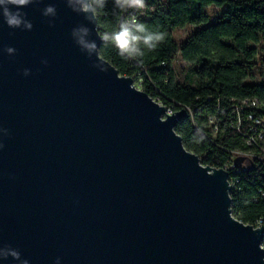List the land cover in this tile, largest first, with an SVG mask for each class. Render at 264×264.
Listing matches in <instances>:
<instances>
[{
  "label": "water",
  "instance_id": "water-1",
  "mask_svg": "<svg viewBox=\"0 0 264 264\" xmlns=\"http://www.w3.org/2000/svg\"><path fill=\"white\" fill-rule=\"evenodd\" d=\"M21 11L30 31L0 23V246L29 264H264V229L231 217L228 174L175 133L185 112L162 120L131 78L99 55L108 70L92 68L70 33L85 25L99 49L96 22L64 0Z\"/></svg>",
  "mask_w": 264,
  "mask_h": 264
},
{
  "label": "trees",
  "instance_id": "trees-1",
  "mask_svg": "<svg viewBox=\"0 0 264 264\" xmlns=\"http://www.w3.org/2000/svg\"><path fill=\"white\" fill-rule=\"evenodd\" d=\"M145 5L123 11L114 0H105L94 19L99 35L134 15L150 30L164 33V41L137 60L101 41L99 56L161 105L192 111V118L185 113L174 131L203 166L223 168L234 151L264 159V139L257 147L246 144V137L262 129L255 122L264 119V55L257 47L264 42V0H145ZM209 7L220 10L215 19ZM187 27L195 29L176 40L173 33ZM245 100L248 105L241 104ZM254 100L257 107L250 105ZM240 107L239 125L235 113ZM231 179L238 181L231 195L234 219L264 229V175L258 162Z\"/></svg>",
  "mask_w": 264,
  "mask_h": 264
},
{
  "label": "clouds",
  "instance_id": "clouds-1",
  "mask_svg": "<svg viewBox=\"0 0 264 264\" xmlns=\"http://www.w3.org/2000/svg\"><path fill=\"white\" fill-rule=\"evenodd\" d=\"M41 0H0V23L6 25L10 29H23L30 31L32 23L26 17L27 14L21 9L31 4H39ZM66 6L74 13L83 15L88 23H94V19L99 10L103 9L105 0H64ZM117 8L127 11L130 8L142 9L145 0H114ZM41 15L46 18H54L56 16V8L49 4L44 7ZM51 26V25H50ZM92 31L85 25L81 24L71 30V37L74 43L79 47L81 52L85 53L89 60L95 57V62L91 67L101 73L106 72L107 66L99 59V49L96 40L90 39ZM99 39L105 45L114 47L121 56L129 59L137 60L146 54V51L154 50L165 39V34L158 31H152L147 25L140 22L134 15L122 17L115 30L104 31L100 34ZM7 55L15 54V49L7 47L2 49ZM46 64L47 61H42ZM30 74L28 69L23 72L24 76ZM11 258L18 264H29L27 259H23L18 250L10 246H0V260ZM55 264H60L59 258Z\"/></svg>",
  "mask_w": 264,
  "mask_h": 264
},
{
  "label": "built area",
  "instance_id": "built-area-1",
  "mask_svg": "<svg viewBox=\"0 0 264 264\" xmlns=\"http://www.w3.org/2000/svg\"><path fill=\"white\" fill-rule=\"evenodd\" d=\"M153 101L156 102L161 107L166 109L165 110V114L162 117V120H165L167 118V116H172L175 112H181L182 110L185 113H188L189 116L192 118V115H193L192 111L190 109L186 108V107H184L182 110L174 111L173 109H169V108L161 105L158 101H155V100H153ZM248 103H249V101L245 100L241 104L242 105H248ZM250 105H251V107H257L258 106V102L256 100H254V101H252L250 103ZM242 111H243V108L240 107V108H238L236 110V113H235L236 117H237V122H238L239 125L241 123V113H242ZM209 122L212 123L213 119L210 118ZM255 124L258 125V126H261L262 129L256 135L251 136V137L250 136L246 137V144L248 146H250V147H253V146L257 147L258 146V142H261L264 139V119L256 121ZM215 130H216V128H215ZM239 157H243L245 159V161L243 162L241 168H236L235 165H234V160L239 158ZM255 161L258 162L259 167L262 169V174L264 175V159L260 158V156L254 155L251 152H241V151L231 152L230 163L228 165H226V166H224L223 168H220V169H216V168H212V167H209V168L214 169V170H223V171H225L228 174L227 182H228V185H229V190H228L227 194H228L229 198L231 199V195L236 190V184L238 182L237 180L231 179V174L233 175V174L241 173L242 171L246 170L250 166V163L255 162ZM199 163H200V161H199ZM200 165L203 168L207 167V166H203L201 163H200ZM230 210H231V217L234 218L233 211H232L231 207H230Z\"/></svg>",
  "mask_w": 264,
  "mask_h": 264
},
{
  "label": "rangeland",
  "instance_id": "rangeland-1",
  "mask_svg": "<svg viewBox=\"0 0 264 264\" xmlns=\"http://www.w3.org/2000/svg\"><path fill=\"white\" fill-rule=\"evenodd\" d=\"M208 11L211 13V15L214 17V19L217 17V15H219L220 10L216 7H209ZM195 27H187L185 29H180V30H176L173 33V36L176 40H178L179 42L183 41L186 36L192 31L194 30ZM258 47V51L260 54L264 55V42L260 43V45L257 46ZM179 64L181 65V67H185V63L183 62H179ZM133 87L139 91H141V87L139 85V82H133Z\"/></svg>",
  "mask_w": 264,
  "mask_h": 264
}]
</instances>
